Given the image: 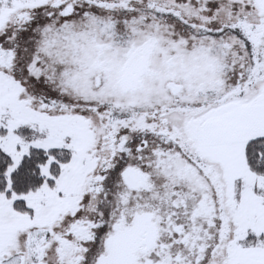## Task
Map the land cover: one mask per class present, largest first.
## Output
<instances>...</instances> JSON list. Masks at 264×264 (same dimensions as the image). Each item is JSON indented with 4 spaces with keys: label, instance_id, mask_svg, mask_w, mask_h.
<instances>
[{
    "label": "snow or ice",
    "instance_id": "snow-or-ice-1",
    "mask_svg": "<svg viewBox=\"0 0 264 264\" xmlns=\"http://www.w3.org/2000/svg\"><path fill=\"white\" fill-rule=\"evenodd\" d=\"M0 264H264V0H0Z\"/></svg>",
    "mask_w": 264,
    "mask_h": 264
}]
</instances>
